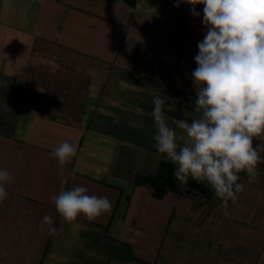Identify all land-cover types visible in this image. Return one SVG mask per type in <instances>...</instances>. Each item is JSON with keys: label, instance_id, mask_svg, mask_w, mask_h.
I'll return each mask as SVG.
<instances>
[{"label": "crops", "instance_id": "1", "mask_svg": "<svg viewBox=\"0 0 264 264\" xmlns=\"http://www.w3.org/2000/svg\"><path fill=\"white\" fill-rule=\"evenodd\" d=\"M176 3L0 0V168L12 176L0 264H264L261 172L251 183L243 173L227 215L217 197L159 200L135 184L170 162L155 148L154 97L169 98L178 134L174 119L199 115L191 73L204 5ZM64 141L76 152L61 166L51 152ZM77 185L106 196L110 211L65 221L51 197ZM45 215L55 234L40 229Z\"/></svg>", "mask_w": 264, "mask_h": 264}, {"label": "clouds", "instance_id": "2", "mask_svg": "<svg viewBox=\"0 0 264 264\" xmlns=\"http://www.w3.org/2000/svg\"><path fill=\"white\" fill-rule=\"evenodd\" d=\"M181 0H177L179 7ZM203 4L207 28L192 71L196 98L193 110L199 115L191 123L173 122L182 134L169 126L164 114L167 96L153 99L151 113L156 128L155 148L174 166L182 182L205 183L221 199L227 215L228 201L244 190L241 173L253 182L257 165L264 162L253 139L264 134V0H184ZM192 14L198 16L195 8ZM76 152L68 141L53 148L51 156L63 166ZM12 176L0 168V202L7 199L6 185ZM56 212L65 221L83 215L93 220L110 211L106 196L89 195L85 186L61 188L51 197ZM45 226H47L45 228ZM42 231L55 234L51 216L42 217Z\"/></svg>", "mask_w": 264, "mask_h": 264}, {"label": "trees", "instance_id": "3", "mask_svg": "<svg viewBox=\"0 0 264 264\" xmlns=\"http://www.w3.org/2000/svg\"><path fill=\"white\" fill-rule=\"evenodd\" d=\"M132 1V0H129ZM264 134L253 139V146L258 150ZM175 166L168 161H161L159 170L155 175L138 174L135 178L136 185H143L149 188L154 198L162 200L169 192L178 193L180 195H190L193 193L201 194L209 200L216 198L213 191L205 183L193 180L191 177L187 180V188L184 193L179 190V180L174 175ZM241 179L243 173L240 174ZM241 183V180L239 181Z\"/></svg>", "mask_w": 264, "mask_h": 264}, {"label": "rangeland", "instance_id": "4", "mask_svg": "<svg viewBox=\"0 0 264 264\" xmlns=\"http://www.w3.org/2000/svg\"><path fill=\"white\" fill-rule=\"evenodd\" d=\"M261 155H262V157H264V155L261 153ZM257 171L260 173V178L261 179H264V162H261V163H259L258 165H257ZM179 182H180V184H179V186H180V188H184V182H182V181H180L179 180Z\"/></svg>", "mask_w": 264, "mask_h": 264}]
</instances>
